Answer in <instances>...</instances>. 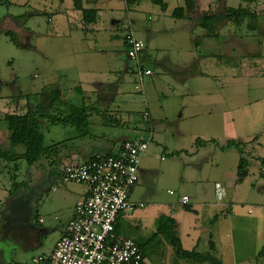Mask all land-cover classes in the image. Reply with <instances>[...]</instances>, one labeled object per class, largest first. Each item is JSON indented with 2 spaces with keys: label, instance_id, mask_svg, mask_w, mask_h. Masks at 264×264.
Masks as SVG:
<instances>
[{
  "label": "rangeland",
  "instance_id": "374dc122",
  "mask_svg": "<svg viewBox=\"0 0 264 264\" xmlns=\"http://www.w3.org/2000/svg\"><path fill=\"white\" fill-rule=\"evenodd\" d=\"M229 1L232 7L250 8L258 14V21L255 23V20L249 17L239 26L234 21L227 20L218 28L217 36H212L216 39L212 40L211 45L203 47L207 33L198 26L197 18L207 11L198 9L191 13L188 20L195 25L192 30L195 42L192 40V43L199 45V51H204L206 47L210 50L198 56L197 61L185 63L188 73L156 65L154 69L158 82H154L155 86L153 81L148 82L146 79L143 92L135 88L136 75L129 73L127 77L123 65L118 69L117 75L127 78V82H121L125 89L128 87L132 93V105L127 106L131 111L132 120L135 118L134 122L144 128L148 123L144 113L149 107L152 120L156 123V140L162 143L154 141L151 144L160 145V148L158 157L155 158L156 167L146 174L144 181L142 179L149 194H146L145 189L138 192V197L147 202V208L143 211L153 208L152 212L161 216L174 215L178 205L180 232L186 238L187 233L199 236V252H209L211 240L221 241V256L216 255L224 264H264V257L258 258L264 244V0L251 3L242 0ZM0 2V108L5 110L2 114L21 113L31 107L30 105L36 106L41 102L47 104L50 100V86L56 87L65 82L72 87L78 83V79H62L59 73L54 71L55 53L62 51V45H59L58 41L43 38L40 33L29 39L21 31V23L24 22L25 27L44 34L49 30L46 27L51 24L47 13H36L33 1L25 6L15 5L10 0ZM196 2L197 0H194V3ZM206 4L202 3L203 7L206 8ZM223 6L220 4L216 11L208 12L223 13L230 8ZM157 9V4H144L137 8L140 13L138 16L144 22L141 25L150 28L165 26L168 31L165 36L174 34L177 39L178 26H175L170 18L164 19ZM47 10H50L49 7ZM11 15L19 16L13 20ZM149 16L153 20H149ZM129 17H134L132 11L126 12L125 9L122 15L125 24L115 29L119 34L116 40H111L110 29H107L91 43L100 49L97 55L100 57L98 64L102 68H110L111 62L115 63L119 59L126 64L128 50L126 51L123 44V35L127 31ZM254 25L256 28L252 29L251 26ZM108 28H114L111 17L108 19ZM140 34L143 37L147 32ZM199 41L203 42L199 44ZM72 46L75 51L77 47L73 41ZM70 56L73 57V54ZM70 56L68 55L69 58ZM189 72L195 75L187 77ZM105 113L108 121L102 126L104 131L109 130L110 133L118 130L115 116L112 118L110 113ZM3 116L0 117L3 120L0 127L7 128ZM50 123V120L45 122L48 126ZM57 135L58 132L51 133L46 129V144L58 143ZM232 139L246 147V156L250 159V176L244 185H238L231 191L232 197L239 200L238 204L235 203L237 212L232 218L234 232L229 230L228 222H224L223 227L229 230V237H222L219 231L221 221L216 218L221 212L216 183H225L226 173L232 180L237 174L242 157L237 147L222 148V145ZM197 141H200V144L209 141L210 143L207 146H198ZM166 144L167 147L170 146V151L173 146L184 151L180 155L171 154L172 152L166 149ZM162 149L164 150L161 152ZM196 149H201L193 158L203 180L199 190L183 185L187 155ZM162 156L165 157L164 160ZM57 160L59 162V158ZM5 163L6 161L0 158L2 199V188L11 187L14 195L24 193L25 189V196L37 201L55 181L53 171L60 170L58 164H53L51 159L45 158L34 165L19 157L13 162L8 160ZM19 165L21 172L17 182L11 177H14L15 169H18ZM195 192L198 193L197 196L192 195ZM184 194L191 196V205L198 213L186 210L185 206L179 203ZM4 203L6 202L0 204V210L7 208ZM16 208H21L20 203L18 206H12L13 210ZM143 224L147 230L146 237L138 233V228L134 232L138 235L137 242L145 248L148 264L195 263L177 257L169 239L158 232V220L151 218L147 224L142 223L139 226L142 227ZM247 228H254L257 234L245 231ZM12 244L13 241L9 240V245ZM6 263L14 264L9 259L4 260L3 264Z\"/></svg>",
  "mask_w": 264,
  "mask_h": 264
},
{
  "label": "crops",
  "instance_id": "0c3cea01",
  "mask_svg": "<svg viewBox=\"0 0 264 264\" xmlns=\"http://www.w3.org/2000/svg\"><path fill=\"white\" fill-rule=\"evenodd\" d=\"M10 1L15 5L21 6H25L33 1L34 7H36V13H47L51 24L46 27V29L49 28V30L44 34L35 29L25 27L24 22L21 23V27H23L21 31H23L24 36L29 39L40 33L43 38L54 39L59 42V45H62V51L55 53L56 64L54 65V71L59 73L62 79L77 78L78 83L71 87L67 85V83L61 82L60 85H56V87L62 90V98L64 100L73 101L77 104L85 103L86 106L97 110H95L90 118L91 135L89 136H80L76 128L60 127L61 124L50 123L49 132L53 133L55 131L56 134L58 132V142L63 140L67 145L63 149L64 152L62 151L63 154L59 157L58 165L60 170L55 173V181L37 201L31 199V197H26V190L24 188V193L20 195H14L15 192L11 191V187L8 189L6 187L4 189L2 188L4 199L0 198V204L6 202L4 204L5 207L7 205V208L0 210V264H3L4 260L7 261L8 259L14 264H31L34 257L40 254L52 253L57 242L65 234L68 224L72 221L78 202L86 198L89 194V189L86 184L76 182L65 183L63 181L62 174L66 164L74 160L88 161L98 153H115L117 147L129 139L139 140L147 138L150 140V143L147 152L143 155L141 160L140 180L132 191L131 197L132 200L137 203V207L120 216L117 223L116 238H133L135 240L138 236L134 232L136 228L139 230L138 233L146 237L147 230L145 225L143 224L142 227L139 225L142 223L147 224L151 218L158 220L161 215L154 213V211L152 212L153 208L143 211L147 208V202L145 199L138 197V192L140 189H145L146 194H149L147 187L142 183V179L144 181L146 174H149L154 167H156L155 158L158 157L160 145L151 146V144L154 141L158 144L162 143L156 140V123L154 120H152L153 122L150 127L146 124L144 128L139 126L136 121L135 124V118L132 120L131 111L127 108V106L132 105V93L128 87L125 89L123 86L124 84L121 82L125 80L127 82V78L123 76L119 77L117 71L123 65L122 67H125L127 77L129 73H134L136 75L135 88L143 92L146 79H148V82L153 81V85L155 86L156 84L154 82H158V78L155 77L156 73L154 69L156 65L162 68L170 67L171 70L177 69L180 72L188 73L187 66H184L185 63L197 61L198 56L209 52L210 49L207 47L204 51H199V45L192 43V40L195 42L194 32L192 31L195 25L188 20L191 16L187 19H179L173 15L176 8L187 6L186 0H165L168 3V8L166 10L162 9V7L157 4L159 14H161L164 19L165 17L170 18L174 21L173 24L178 26L177 39L173 36L174 34L169 37L165 36L168 32L165 26L157 25L150 28L141 25V23L144 22L139 18L138 15L140 13L137 12V8H141V5L144 4L153 6L155 4L153 0H83L85 8L98 9L97 21L91 24H86L83 21V12L75 8L74 0H64L63 2L59 0ZM202 3H207V7H203ZM220 4L225 7H232L229 0H197L196 7L191 13H195L198 9L199 11H216ZM42 5L44 6L42 7ZM47 7H49L50 10H47ZM125 9L126 12L130 11L131 13L132 11L134 16L129 17L128 23L126 24L127 31L123 35V44L126 47V51L128 50L127 37L131 33H133L137 39L144 41L145 48L140 53L138 61L128 56L126 64H124V62L122 63L119 59L115 61V63L111 62L112 66L110 68H102L100 64H98L100 57L97 55L100 49L92 46L91 43L107 29H110L111 40H116L119 34L115 32V29L125 24L122 19ZM135 11L136 13H134ZM11 16V19L14 20L19 15ZM110 17L113 20L114 28H108V19ZM148 19L153 20L151 16H149ZM143 31L147 32L149 36L145 34L141 37L142 34L140 33ZM48 35L50 37H48ZM205 37L203 47L211 45L212 40L216 39V37L212 36ZM72 41L77 47L75 51L72 50ZM202 42L203 41H199V44ZM70 47L71 50H69ZM219 51L221 52L222 50L219 49ZM175 52L177 53L175 54ZM71 53L73 57L70 56ZM116 65L118 68H116ZM139 67H145V69H151L153 71L152 75L145 76L142 86L139 84L140 82L138 79ZM189 73L187 77L195 75V73ZM107 96L110 97L107 98ZM4 111L5 110L0 108V117L1 115H6V113L2 114ZM101 112H103V114ZM105 112L110 113L111 117L115 116V119L118 120V130L110 133L108 132L109 130L107 132L104 131L102 126L105 123L107 124L108 121ZM147 112L150 114V119H152V111L149 107ZM145 114L146 113H144V115ZM1 121H3L2 118H0V122ZM10 139L11 134L8 127H0V147L9 149L11 147ZM165 146L167 147V144ZM166 149L169 150L170 146L168 145ZM163 150L164 149H162L161 152ZM200 150L201 149H196L194 152L191 154L188 153L189 155H187L186 175L184 176L185 181L183 185H188L194 190H199L203 181L200 177V169L193 159L200 153ZM17 151L21 153L20 148L17 149ZM183 151L184 149L175 146H173L172 151L169 150L170 153L172 152L171 154L179 155ZM162 159L164 160L165 157L162 156ZM5 161L7 163V160ZM20 165L18 169H15L16 172L14 177H11L12 180L14 179L17 182H19L18 175L21 172ZM226 175L228 176L227 173ZM227 176H225V183L222 182L227 186V197L224 202H218L221 211L219 215L221 221L219 231H221L222 237H229V230L234 232L232 218L237 212L235 210V203L238 204L239 200H235L232 197L231 191L236 189L238 185H244L250 174L240 183L237 182L238 171L232 180ZM192 195L197 196L198 193L195 192ZM185 196L189 197V202H184ZM191 202L192 198L188 194H184L182 200L179 201L183 207L189 204L193 209L192 211L198 213V210L191 205ZM19 203L21 208L13 210L12 206H18ZM140 203H144V206L141 207ZM177 209L178 205H176L174 210L175 214L168 216L174 217L177 220V229L184 247L188 250L198 248L201 240L197 234L193 236L192 233H187L188 236L186 238V236L180 232V220L177 218ZM224 222H228L230 226L229 230L227 228L224 229ZM244 230L252 234H257L254 228H247ZM9 240L13 241L12 246L9 245ZM214 242L217 246L218 255L221 256L219 246L221 241L218 242L214 240ZM3 255H6L5 258ZM145 258L146 264H148L147 257L145 256Z\"/></svg>",
  "mask_w": 264,
  "mask_h": 264
},
{
  "label": "built area",
  "instance_id": "2783aa9c",
  "mask_svg": "<svg viewBox=\"0 0 264 264\" xmlns=\"http://www.w3.org/2000/svg\"><path fill=\"white\" fill-rule=\"evenodd\" d=\"M127 44L129 57L138 61L144 41L131 33ZM152 74L151 69L139 67V84L142 86L145 76ZM149 143L147 138L126 140L113 155L98 154L85 162L66 164L63 181L86 184L89 194L78 202L54 251L34 257L31 264H146L139 243L133 238L117 239L115 231L120 214L137 207L131 194L140 180L141 160ZM216 195L220 202L227 196V186L222 182L216 183ZM189 200L184 197V202Z\"/></svg>",
  "mask_w": 264,
  "mask_h": 264
},
{
  "label": "trees",
  "instance_id": "16d2710c",
  "mask_svg": "<svg viewBox=\"0 0 264 264\" xmlns=\"http://www.w3.org/2000/svg\"><path fill=\"white\" fill-rule=\"evenodd\" d=\"M59 1L63 2L64 0ZM242 1L251 3L257 0ZM74 2L75 8L82 10L83 21L86 24H91L97 21L98 9L85 8L83 0H74ZM153 2L160 5L164 10L168 8V3L165 0H153ZM186 2V7H178L175 9L173 13L174 17L179 19H187L190 17L191 12L196 7V3H194V0H186ZM249 17L253 18L255 20V23L256 21H258V14L252 11L250 8L244 6L230 7L224 10L223 13H210L208 11L204 12L202 16L197 18V24L205 29L207 36H217L216 32L218 31V28L227 20H232L240 26L244 23L245 19ZM251 27L252 29L256 28L255 25ZM142 68L145 69V67ZM50 88V100L47 104L41 102L36 106L30 105L31 107H29L25 112L5 115L4 120L6 121L8 130L11 134V147L4 150L3 147H0V158L13 162L16 157H19L21 159H25L30 165L41 162L45 158L51 159V163L57 165L59 163L57 159L60 157V153L63 151L67 144L65 141L58 142L54 145L46 144V129H48L49 131V126L47 127V125L45 124L46 120H50L51 123L61 124L63 127L76 128L80 136L91 135L90 118L97 109L90 108L86 106L85 103L77 104L73 101L64 100L62 98V90L59 87L50 86ZM144 116L147 118V124L150 127L153 122L152 119H150V114L148 113V115L145 114ZM115 120L116 122H118L117 119ZM199 142L200 141H197L198 146H207L210 143V141L209 143L205 142L204 144H200ZM230 147H237L242 155L238 167L237 179V182L240 183L243 182L250 174V159L246 156V147L242 143L238 142L235 139H232L229 140L227 144L222 145L223 149ZM19 148L21 149V153H17V149ZM113 154L114 153L103 155ZM53 173L55 175L56 169L53 171ZM262 175L264 176V172L262 173ZM225 199L221 202H224ZM218 202L221 203L219 200ZM185 209L188 211L193 210L189 204L185 205ZM122 214L123 213H121L120 216ZM216 218H219V215ZM157 230L158 232L163 233L169 239L178 258L193 261L195 262V264H224L223 261L220 260L216 255L218 254L217 246L213 240H211L210 242V251L207 253H201L197 250V248H194L193 250L186 249L184 247L182 239L179 236V232L177 229V220L174 217L163 215L158 218ZM116 233L117 226L115 234ZM139 245L141 246L144 255L146 256L143 244L139 243ZM263 257L264 244L258 253L259 259Z\"/></svg>",
  "mask_w": 264,
  "mask_h": 264
}]
</instances>
